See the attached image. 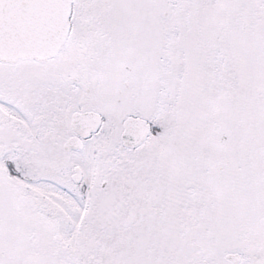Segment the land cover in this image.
<instances>
[{"label":"snow or ice","instance_id":"6c2138e0","mask_svg":"<svg viewBox=\"0 0 264 264\" xmlns=\"http://www.w3.org/2000/svg\"><path fill=\"white\" fill-rule=\"evenodd\" d=\"M0 264H264V0H0Z\"/></svg>","mask_w":264,"mask_h":264}]
</instances>
